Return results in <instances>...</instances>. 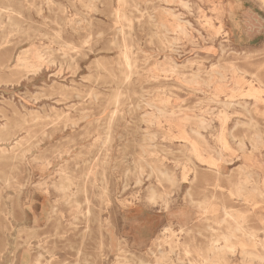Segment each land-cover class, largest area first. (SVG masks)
I'll return each instance as SVG.
<instances>
[{
    "label": "rangeland",
    "instance_id": "rangeland-1",
    "mask_svg": "<svg viewBox=\"0 0 264 264\" xmlns=\"http://www.w3.org/2000/svg\"><path fill=\"white\" fill-rule=\"evenodd\" d=\"M239 1L257 19L241 42L230 33L228 0H0V147L11 150L0 153V264L39 255L42 264L154 263L168 248L153 243L167 224L180 246L166 264L178 256L190 264L198 254L186 257L183 243L204 246L227 232L230 222L218 223L224 206L264 240V228L254 229L264 213V100L246 95L258 78L264 86V2ZM198 118L210 120L205 139L194 132ZM245 133L261 136L257 149L247 137L241 148ZM212 160L235 174L220 180L223 189L212 188V174L191 180ZM241 168L255 175L245 196H230L229 182L245 181ZM64 173L88 191L57 190ZM151 187L163 196L155 207L146 205ZM192 188L210 210L191 201ZM190 213L191 224L175 220ZM233 241L224 264H260L239 243L257 250L256 241L241 233Z\"/></svg>",
    "mask_w": 264,
    "mask_h": 264
},
{
    "label": "bare ground",
    "instance_id": "bare-ground-1",
    "mask_svg": "<svg viewBox=\"0 0 264 264\" xmlns=\"http://www.w3.org/2000/svg\"><path fill=\"white\" fill-rule=\"evenodd\" d=\"M264 2V0H263ZM93 4V3H92ZM189 4V3H188ZM184 6V5H183ZM215 6V5H214ZM1 9V7H0ZM118 14V13H117ZM43 16V15H42ZM181 16V15H180ZM136 19V18H135ZM153 19V18H152ZM209 25V24H208ZM212 25V24H211ZM164 26V25H163ZM165 27V26H164ZM220 27V26H219ZM119 29V28H118ZM121 29V28H120ZM216 31V29H215ZM88 40V39H87ZM129 49V48H128ZM222 50V49H221ZM22 60L26 59V58H21ZM38 59L40 60L41 59V55H38ZM128 59V58H127ZM188 61V60H187ZM24 63V62H23ZM60 64V63H59ZM177 64V63H176ZM131 65V64H130ZM38 66V65H37ZM120 66V65H119ZM194 66V65H193ZM32 67H36V65L32 64ZM131 67V66H130ZM174 68V67H173ZM222 68V67H221ZM133 69V68H132ZM130 68V70H132ZM213 71V70H211ZM214 72V71H213ZM35 73V72H34ZM90 76V75H89ZM200 75H193V78L196 77L198 78ZM210 77H212V75H210ZM221 77H225L223 75H221ZM225 79V78H224ZM183 80V79H182ZM185 80V79H184ZM209 80H211V78H209ZM258 82H259V85L256 86V85H251L250 88L247 90V93L246 95H251V96H248V97H255L256 99H262L264 100V95H263V90H264V86L262 85V81L258 78ZM1 83V82H0ZM97 83V82H96ZM5 84V83H4ZM61 84V83H60ZM206 84V83H205ZM66 85V84H65ZM66 88L68 86H65ZM52 88V86H51ZM64 89V88H63ZM242 89V88H241ZM43 92V91H42ZM40 93V92H39ZM38 93V94H39ZM37 94V95H38ZM41 94V93H40ZM78 95V94H77ZM96 95V93H95ZM99 95V94H98ZM96 95V97L98 96ZM120 95V94H119ZM124 95V93H123ZM121 95V96H123ZM245 95V96H246ZM39 96V95H38ZM37 96V97H38ZM79 97V95H78ZM169 98V97H168ZM97 99V98H96ZM97 101V100H96ZM58 102V101H57ZM231 102V101H230ZM138 104V103H137ZM231 105H234L232 103H230ZM44 105V104H43ZM49 105V104H48ZM69 105V104H68ZM139 105V104H138ZM137 105V106H138ZM147 106L149 107H152V108H155L156 110H158L159 112H165L166 110H163L162 108L158 107V106H155L153 104H148L147 103ZM45 107V106H44ZM53 107V106H52ZM140 107V106H139ZM55 108V107H54ZM247 108V107H246ZM43 109V108H42ZM34 110V109H33ZM36 110V109H35ZM51 110V109H50ZM93 110V109H92ZM38 111V110H37ZM83 111V110H82ZM88 111V110H87ZM36 112V111H34ZM40 112V110H39ZM65 112V111H64ZM115 112V111H114ZM84 113V111H83ZM35 114V113H34ZM37 114V113H36ZM57 114V113H55ZM58 114H59V110H58ZM64 114V113H63ZM148 115L151 114V113H147ZM163 114V113H162ZM223 114V113H222ZM154 115V114H153ZM87 116V115H86ZM142 116H145V115H142ZM27 117V116H26ZM48 117V115L46 116V118ZM229 117V115H228ZM4 118V117H3ZM49 118V117H48ZM60 118V117H59ZM87 118V117H86ZM37 119V118H36ZM35 119V120H36ZM155 119V118H154ZM230 119V118H228ZM34 120V121H35ZM99 121V120H97ZM151 122L153 121V119L150 120ZM28 123V122H27ZM75 124V121L73 122ZM154 123V122H153ZM246 123V122H245ZM73 124V125H74ZM239 124V123H238ZM67 125V124H66ZM196 125L198 128H196L194 130V132L200 136L201 138L205 139L204 138V135L203 133L200 131L201 129H207L209 126H210V120L207 119V118H198L197 119V122H196ZM6 125L4 126H0V137H2V130L5 129ZM67 127V126H66ZM101 127V126H100ZM236 127V126H235ZM107 129V128H106ZM144 129V128H143ZM147 131V130H146ZM152 133V132H151ZM231 136L232 137H237L235 135L234 132H231ZM110 134V133H109ZM154 134V133H153ZM108 135V134H107ZM248 134H244L243 138H241L240 140V145H241V148L243 150H246L247 148V142H246V137H247ZM155 136V135H154ZM150 138V137H149ZM186 138H189V137H186ZM227 139V137H225ZM248 141L251 142V144L253 145L254 149H257L258 148V143H260L261 141V136L259 134H255V135H251L250 137L248 136ZM96 139V138H95ZM191 140V139H190ZM7 141V140H6ZM13 141V140H12ZM184 141V140H183ZM186 141V140H185ZM20 142L16 141L15 144L11 147L12 150H14V148H16L15 145H19ZM250 144V143H249ZM206 147H208L206 145ZM205 148V147H204ZM209 148V147H208ZM191 149H192V152L194 153V155L198 158V159H202L204 158V153H203V150L201 149V147L199 146V144L194 140L192 143H191ZM207 150V149H206ZM8 151H11L10 149H7V147L3 146V147H0V153L3 155H6ZM219 157L218 159H220L219 161H223L225 160L224 159V156L222 154V152L218 153ZM13 156V155H11ZM67 156V155H66ZM115 158V157H114ZM140 160V159H139ZM249 160V159H248ZM88 161V160H87ZM140 162V161H139ZM213 164L212 166H207V167H201L200 168H197L195 167L193 169V172L192 174H194V177H192L193 179L192 180H198L199 178V182L202 183L203 181V177H206L207 175H213L215 177V183L212 184L211 186H213L212 188L213 189H223V184L222 182L220 181V178H222V174L224 173L222 170H220L219 168V165L221 163H218L217 160H212ZM249 163V162H248ZM179 164V163H178ZM246 166L248 167H251L249 164H246ZM140 167H141V164H140ZM202 168V171H199V169ZM247 168V167H246ZM144 168L141 167L140 168V171H143ZM42 172V171H41ZM153 172L155 173H158L160 172V178L164 177V178H168V179H172L173 177H175L172 173H168L167 171H163V170H159L158 168H153ZM238 174L239 175H244L245 177V181L246 183L244 182H241V181H238V182H229V185L231 187V190H230V196H238V197H241V196H245L246 195V185H247V181H249L252 176L254 175V172H249L247 171L246 172V169H239L238 171ZM185 175L183 176L182 179H187V174L184 173ZM189 174V173H188ZM201 174H203L201 176ZM105 175V174H104ZM201 176V177H200ZM159 178V179H160ZM234 178V177H233ZM242 178V177H240ZM104 179L105 176H104ZM148 179V178H147ZM6 181H8V179L6 178ZM184 181V180H183ZM85 182V181H84ZM177 182V181H176ZM95 184V183H94ZM107 181H105V186H101L102 189H105V190H108V185H107ZM96 185V184H95ZM76 186V187H75ZM55 188L59 191H62L64 193L68 192V191H73V190H77V191H83V192H87L88 191V188H87V185L85 184H82L81 186L80 185H77L74 181V179L68 174V173H64V176L63 178L57 183L55 184ZM209 188V185H202V190H207ZM256 189H254L253 191L255 192ZM16 193V192H15ZM190 196L192 194V189L190 190ZM72 196H74V192L72 194ZM71 196V197H72ZM70 197L69 201H73L72 198ZM147 203L146 205L148 207L150 206H153V205H158L159 203V200L163 197L162 195H160L157 191H155V189H153L152 187L150 188L148 194H147ZM192 199V197H191ZM87 201H89V198L87 197L86 198ZM202 201H199V204L198 206L203 208L206 212L208 210H210V208H208V204L206 201L204 203H201ZM257 202V201H256ZM74 203L77 205V206H80V202H78L77 200H74ZM260 203V202H259ZM207 205V206H206ZM155 207V206H153ZM152 207V208H153ZM224 217L218 222L220 224L224 223V222H230L228 223V231L227 232H223V231H220V233L217 235V238L214 239L213 243L210 244V245H192V241H189V242H185L183 243V253L186 257H189L191 258V254L193 252H196L198 255L195 257V259L192 260V258L190 259V264H224L226 263V254L228 252H231L233 249H234V241H233V238L235 237H238V233H241L242 235H246L249 239L250 238H254L256 239L257 237V233L254 232V231H251V230H246L243 226H242V221H244L243 219V216L238 214V213H232L230 211L227 210V208L224 206ZM216 210V209H214ZM160 212V211H158ZM124 216V215H123ZM224 220V221H223ZM212 227V229H215V227H213L212 225H209V227ZM174 233L175 231L172 229L171 227V224H167L165 226H162L157 235L154 237L153 239V243L155 244V246H157L159 249H161L163 247L162 243H166L168 248L167 249H161L159 251V255H157V259L154 263H149V264H166V261L167 259H170L171 258V253H176L178 248H179V241L175 240L172 236H174ZM173 234V235H171ZM220 239H223L225 244H218L219 240ZM255 242V240H254ZM241 246H243L244 250H243V253L245 254L244 258L246 259H256L260 264H264V254H262L260 251H259V248L261 247L262 249H264V243L262 245H257L255 244L254 247L257 248V250H249L246 248V243L245 242H239ZM260 246V247H259ZM259 247V248H258ZM28 248V247H27ZM241 249V248H240ZM178 255V254H177ZM118 257V256H117ZM178 262H171L170 264H178L180 263L179 261L182 262V258L181 256H178ZM189 260V258H188ZM139 264H146L147 262L144 261V260H140L138 262ZM29 264H42L41 263V255L35 257V258H31ZM124 264H127V262H125Z\"/></svg>",
    "mask_w": 264,
    "mask_h": 264
},
{
    "label": "crops",
    "instance_id": "crops-1",
    "mask_svg": "<svg viewBox=\"0 0 264 264\" xmlns=\"http://www.w3.org/2000/svg\"><path fill=\"white\" fill-rule=\"evenodd\" d=\"M227 13H228V20H229V25H230V33L232 34V36L237 41L241 42L242 41V38H243L242 33H241V29L244 26L246 27V26L250 25V23L252 24L254 21H256L257 20L256 19V15H255L254 11L246 5V3H242V2L240 3L239 0H228V3H227ZM202 175L203 174H201V176ZM222 175L223 176H222V178H220V180L233 179V178H228V177L235 176V174H232V173L231 174H227L226 172H224ZM192 179L193 178H191V180ZM214 179H215V177L212 178L211 181H214ZM201 187H199V188H201ZM193 190H195V189L192 188L191 197L193 196ZM200 193H203V190H198L197 191V194H200ZM191 201L192 202H198V204H199V201H202L201 203H204L205 201L207 202V200L205 198L204 199L203 198H200V199H196L195 198V199H193V197H192ZM257 209H262V206L260 205V206H258V207L255 208V210H257ZM158 213H160V212H158ZM232 213H235V212H232ZM238 214H242V213H238ZM256 215L259 216V218L257 220L260 219V221H255L256 223H255L254 229L259 230V229L264 228V218H263L264 217V213L258 211V212H256ZM179 217L180 218H177L175 220L181 221V220L184 219L185 220V223H189V224L195 222L196 221V218H197V217H194V214L193 213H190V215L189 214L188 215L185 214V216L183 215L182 218H181V216H179ZM168 220L169 221L167 223H172V222L175 221V220H171V219H168ZM262 220H263V222H262ZM210 228L212 229L211 226H210ZM182 230L185 231V230H188V229L181 228V231ZM216 238H217V236L215 238H212V241H210L206 245L212 244L213 241H214V239H216ZM194 240H196V239L195 238H192L191 239L192 245H201V244H195V241ZM250 240H252V241L255 240L256 241V239H254V238H250ZM263 243H264V240L260 244L258 243V241H256V244L257 245H262ZM218 244L222 245V244H225V242H224L223 239H220L219 242H218ZM254 244H255V242H254Z\"/></svg>",
    "mask_w": 264,
    "mask_h": 264
}]
</instances>
